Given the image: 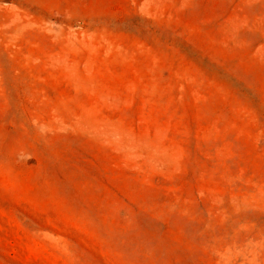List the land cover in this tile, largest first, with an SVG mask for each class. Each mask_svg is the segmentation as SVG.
I'll return each instance as SVG.
<instances>
[{
	"label": "rangeland",
	"instance_id": "374dc122",
	"mask_svg": "<svg viewBox=\"0 0 264 264\" xmlns=\"http://www.w3.org/2000/svg\"><path fill=\"white\" fill-rule=\"evenodd\" d=\"M0 264H264V0H0Z\"/></svg>",
	"mask_w": 264,
	"mask_h": 264
}]
</instances>
